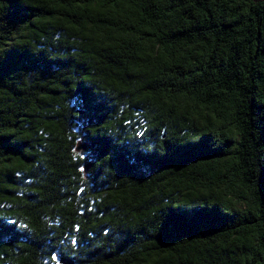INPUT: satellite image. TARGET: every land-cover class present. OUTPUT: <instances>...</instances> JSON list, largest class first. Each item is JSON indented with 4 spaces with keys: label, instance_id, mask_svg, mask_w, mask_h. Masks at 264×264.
Listing matches in <instances>:
<instances>
[{
    "label": "trees",
    "instance_id": "obj_1",
    "mask_svg": "<svg viewBox=\"0 0 264 264\" xmlns=\"http://www.w3.org/2000/svg\"><path fill=\"white\" fill-rule=\"evenodd\" d=\"M60 257L264 264V0H0V264Z\"/></svg>",
    "mask_w": 264,
    "mask_h": 264
},
{
    "label": "water",
    "instance_id": "obj_2",
    "mask_svg": "<svg viewBox=\"0 0 264 264\" xmlns=\"http://www.w3.org/2000/svg\"><path fill=\"white\" fill-rule=\"evenodd\" d=\"M86 146H88L87 143H78L77 148L86 147ZM59 261L63 264H73V261L70 258H66V257H60Z\"/></svg>",
    "mask_w": 264,
    "mask_h": 264
},
{
    "label": "rangeland",
    "instance_id": "obj_3",
    "mask_svg": "<svg viewBox=\"0 0 264 264\" xmlns=\"http://www.w3.org/2000/svg\"><path fill=\"white\" fill-rule=\"evenodd\" d=\"M58 257H59L58 255H55V259H56V261H58Z\"/></svg>",
    "mask_w": 264,
    "mask_h": 264
},
{
    "label": "snow or ice",
    "instance_id": "obj_4",
    "mask_svg": "<svg viewBox=\"0 0 264 264\" xmlns=\"http://www.w3.org/2000/svg\"><path fill=\"white\" fill-rule=\"evenodd\" d=\"M73 243H75V241H73Z\"/></svg>",
    "mask_w": 264,
    "mask_h": 264
}]
</instances>
